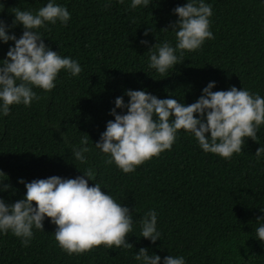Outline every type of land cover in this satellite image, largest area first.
<instances>
[{
  "label": "trees",
  "instance_id": "obj_1",
  "mask_svg": "<svg viewBox=\"0 0 264 264\" xmlns=\"http://www.w3.org/2000/svg\"><path fill=\"white\" fill-rule=\"evenodd\" d=\"M185 2L152 0L148 7L131 9L130 0H112L107 8L105 0H58L71 13L68 24H48L38 31L53 50L77 59L82 71L73 77L62 69L53 89L34 88L39 100L30 106L10 105V113L0 117V170L6 173L4 182L16 189L0 196L8 202L21 198L26 189L17 182L20 177L73 178L82 175L78 169L91 166L95 181L106 187L102 191L136 209L134 233L126 237L134 247L100 245L69 255L57 245L52 233L56 226L46 218L44 231L34 229L28 246L10 232L0 235V264H137L133 253L141 246L161 257L183 255L186 264H264V243L254 237L256 218L264 216V159L254 154L264 146V125L257 141L245 138L242 151L227 160L204 152L190 133L178 130L170 150L130 173L107 163L106 155L92 144L106 121L114 119L109 114L114 98L127 101L125 89L143 88L158 98L172 95L188 104L214 80L213 91L235 85L264 96V0H205L212 5L214 39H206L197 50H184L182 61L165 77L148 67L147 46L140 39L149 44L166 39L174 45L170 22L176 16L171 9ZM0 3V19L11 24L15 9L35 10L46 0ZM148 27L152 31L143 37ZM7 30L19 37L22 27ZM12 43H0V58ZM61 132L73 144L88 134L87 165L72 157ZM149 208L157 211L162 233L153 243L137 239L140 217Z\"/></svg>",
  "mask_w": 264,
  "mask_h": 264
},
{
  "label": "clouds",
  "instance_id": "obj_2",
  "mask_svg": "<svg viewBox=\"0 0 264 264\" xmlns=\"http://www.w3.org/2000/svg\"><path fill=\"white\" fill-rule=\"evenodd\" d=\"M111 2L105 0L104 7H110ZM150 3L152 0H130L128 6L136 9L148 7ZM171 12L176 16L175 21L170 22L174 45L166 39L151 44L147 39L139 41L147 46L148 67L161 77L167 76L169 70L182 61L184 50H197L206 39H214L210 30V3L186 0ZM70 18L71 13L64 4L46 0L35 10L15 9L11 24L0 19V43L13 42L0 58V117L10 113V105L30 106L34 100H39L34 88L53 89L62 69L73 77L82 71L77 59L53 50L38 31L57 22L67 25ZM16 25L22 27L19 37L7 30ZM163 29L169 30L168 27ZM150 31L151 27L145 28L142 36L146 37ZM215 84L214 80L208 81L195 101L188 104L172 95L158 98L143 88L125 89L127 101L123 96L114 98L113 107L109 109L114 119L106 121L104 130L92 144L106 155L107 163H114L124 173L133 172L137 165L170 150L181 129L190 133L204 152L230 159L234 153L242 151L245 138L257 141V132L264 125V96L235 85L213 91ZM60 135L70 147L72 157L87 165V154L91 151L88 134L82 136L78 144L71 143L64 132ZM254 154L257 160L264 159V146L259 145ZM78 170L82 175L73 178L59 175L31 181L18 178L17 182L23 183L26 189L23 196L11 202L0 196V235L10 232L20 238L22 246H28L34 229L44 231L43 222L48 218L49 223L56 226L52 233L57 245L69 255H79L100 245L133 249L126 237L134 233L136 209L130 210L108 191H102L106 187L95 181L93 167ZM5 179L6 173L0 170V192L10 188L15 192ZM89 180L95 182L89 185ZM157 219V211L147 209L140 217L137 239L144 237L153 243L161 238ZM256 221L254 237L264 243V216H258ZM133 259L137 264H186L183 255L161 257L144 246L133 253Z\"/></svg>",
  "mask_w": 264,
  "mask_h": 264
}]
</instances>
